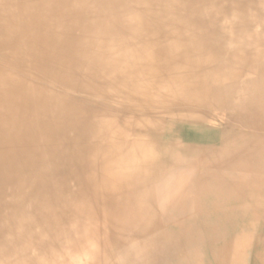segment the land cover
<instances>
[{"label":"bare ground","instance_id":"1","mask_svg":"<svg viewBox=\"0 0 264 264\" xmlns=\"http://www.w3.org/2000/svg\"><path fill=\"white\" fill-rule=\"evenodd\" d=\"M0 264H264V0H0Z\"/></svg>","mask_w":264,"mask_h":264},{"label":"rangeland","instance_id":"2","mask_svg":"<svg viewBox=\"0 0 264 264\" xmlns=\"http://www.w3.org/2000/svg\"><path fill=\"white\" fill-rule=\"evenodd\" d=\"M201 132H202V133H201ZM201 132H200V134H201L202 136H205V137H206V136H207V137H208V136H211V137H212V134H207V132H203V131H201ZM201 141H202V140H201ZM192 143H193V141L190 140V139L187 140V141L185 142V144L188 145V146L191 145ZM180 145H184V144H180ZM232 159H233V158H232ZM229 160H230V159H229ZM227 161H228V160H226V162H224V163H227ZM222 164H223V163H222ZM232 174H233V173H232ZM234 174H235V173H234Z\"/></svg>","mask_w":264,"mask_h":264}]
</instances>
